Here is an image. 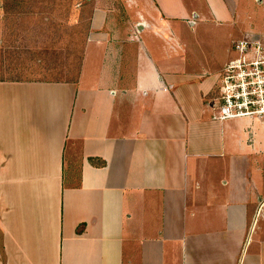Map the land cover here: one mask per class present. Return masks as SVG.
Wrapping results in <instances>:
<instances>
[{"label":"crops","instance_id":"1","mask_svg":"<svg viewBox=\"0 0 264 264\" xmlns=\"http://www.w3.org/2000/svg\"><path fill=\"white\" fill-rule=\"evenodd\" d=\"M224 1L82 0L74 77L0 79V264H264V119L183 34Z\"/></svg>","mask_w":264,"mask_h":264},{"label":"rangeland","instance_id":"2","mask_svg":"<svg viewBox=\"0 0 264 264\" xmlns=\"http://www.w3.org/2000/svg\"><path fill=\"white\" fill-rule=\"evenodd\" d=\"M185 1L190 4L193 0ZM80 2L0 0V78L74 77L92 8L78 5ZM196 2L203 6L202 0ZM224 4L232 20L199 23L195 29L183 31L195 50L194 57L216 67L230 55L233 40L250 29L264 31V0H225Z\"/></svg>","mask_w":264,"mask_h":264},{"label":"built area","instance_id":"3","mask_svg":"<svg viewBox=\"0 0 264 264\" xmlns=\"http://www.w3.org/2000/svg\"><path fill=\"white\" fill-rule=\"evenodd\" d=\"M234 43L220 76L215 118L264 119V31L250 29Z\"/></svg>","mask_w":264,"mask_h":264},{"label":"trees","instance_id":"4","mask_svg":"<svg viewBox=\"0 0 264 264\" xmlns=\"http://www.w3.org/2000/svg\"><path fill=\"white\" fill-rule=\"evenodd\" d=\"M0 79H21V78H19V77H17V78H13V77H9V78H0Z\"/></svg>","mask_w":264,"mask_h":264}]
</instances>
